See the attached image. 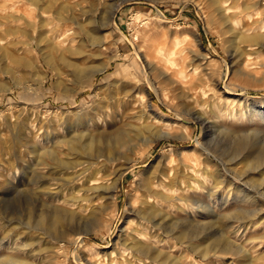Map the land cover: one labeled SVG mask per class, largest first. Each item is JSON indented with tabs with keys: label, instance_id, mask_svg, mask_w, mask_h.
Returning <instances> with one entry per match:
<instances>
[{
	"label": "rangeland",
	"instance_id": "374dc122",
	"mask_svg": "<svg viewBox=\"0 0 264 264\" xmlns=\"http://www.w3.org/2000/svg\"><path fill=\"white\" fill-rule=\"evenodd\" d=\"M12 1H0V16L10 20L15 15L20 25L9 23L1 29L4 37L17 44L20 63L0 66V157L21 146L22 131L56 140L79 122L96 121L92 132L107 139L100 147L117 159L108 172L109 184L115 182L119 168L138 160L141 139L150 138V134L137 136L139 126L148 125L154 135L163 130L168 136L123 173L116 183L115 203L103 198L97 216L58 226L54 233L63 235L61 241L25 235L24 243L35 244L33 264H117L121 254L128 256L124 241L135 217L138 184L161 151L170 147L188 151L191 168L182 172L180 180L191 183L194 191L189 194L220 215L209 223L194 216L198 221L194 223L189 220L193 217L172 212L166 229L174 235L160 245L164 252L160 264H173L178 258L181 264H264V182L257 172L246 178L250 180L243 187L229 171L228 162L236 158L244 171L251 161L244 162V152L252 149L255 157L264 154V48L249 42L233 45V39L213 20L210 0H14L15 5ZM248 3L243 25L250 24L249 32L255 34L264 25V0ZM58 17L68 20L63 24ZM255 20L263 23L254 26ZM93 28L100 39L96 43L103 44L99 58L95 55L100 50L89 37ZM65 33L81 36L68 42L74 52L82 46L90 54L86 61L72 58L77 69L98 71L81 88L71 76L58 83L56 73L62 64L54 43L69 36ZM54 34H64V39ZM117 137L119 144L114 142ZM126 142L135 146L132 151L119 148ZM240 142L246 148L238 152ZM238 186L256 198L254 206L242 205L254 220L251 216L247 220L234 202L221 206L222 197L235 198ZM23 195L6 196L0 203V217L18 218L26 204ZM11 228L18 229L17 223ZM182 231L197 233L194 248L176 239ZM219 237L230 240V252H212L204 259L200 249H211ZM21 258L27 261L28 256L21 254Z\"/></svg>",
	"mask_w": 264,
	"mask_h": 264
},
{
	"label": "bare ground",
	"instance_id": "6f19581e",
	"mask_svg": "<svg viewBox=\"0 0 264 264\" xmlns=\"http://www.w3.org/2000/svg\"><path fill=\"white\" fill-rule=\"evenodd\" d=\"M248 1L249 0H210L209 6L211 8V16L217 23L218 27L222 30L223 34L228 35L230 36V39H233H231L233 45L236 42H249L254 46L264 48L263 22H257L256 20V22L253 21L254 26L262 24V26L258 25L259 31L255 32V34L249 32L250 29L248 28H250V24L247 28L244 26L247 23L244 22L251 5L248 6L250 3H248ZM16 2L17 1L14 3ZM29 2L31 3V1ZM258 4H253V7L258 8ZM13 5L10 7L14 12L17 8ZM39 14L41 15L42 13ZM14 16L12 15L10 20L4 18L2 15L0 16V66L8 62L20 63L16 50L17 44L10 39H7L8 37H4L1 29L6 24L10 23L13 25L19 20V18ZM249 18L251 17L249 16ZM252 18L250 19L251 21ZM4 19L5 21H3ZM58 20L62 21L64 24L68 19H60L58 17ZM17 24L18 23H16V25ZM61 29L62 28L59 27L57 32L61 33ZM63 35L64 34H59L57 36L54 34V36H57L58 38L61 37V39H64L62 37ZM65 35L69 34L65 33ZM90 35V39L92 38V46L94 45L100 50V53L95 55V57L99 58L102 55L101 48L103 44L96 43L97 41H100V39L95 28L92 29ZM79 37H81L79 34H77L75 38L69 35L66 36L63 41L59 40L54 44L57 46L59 52L58 58H60V64H62L61 70H58L56 73L58 83L67 81V78L71 76V78L73 77L75 79L76 83L80 84L81 88L83 84H87L89 82L88 79L95 76L98 71H79L77 69L79 68L78 65L72 61V58L77 57L86 61L89 59L88 56H90L82 46H80L78 52H74L71 46L69 47L68 42L70 40L74 41ZM56 40L58 39L56 38ZM233 45L232 48L236 50L238 47H233ZM56 58L57 57H55V59ZM93 60H95V58H93ZM211 103L209 106H211ZM211 111V114L216 116V110L211 108ZM96 124V121L94 122L90 120L79 122L75 127L64 130L65 136L62 135L56 140L50 139V137L47 136L41 138L38 133H27L22 131L24 141L21 146L15 151L4 153L0 157V165L3 167L2 172H0V203L11 193L24 194L23 196L26 199L24 209L20 212L18 218L10 219L8 215L0 217V232L2 231L0 233V264H28L29 262V264H33V259L36 256L33 255L31 251L35 244L24 243L26 240L25 235H35L37 237L43 236L46 239H50L51 242L61 241L63 235L54 233L58 226H63L64 222L72 224L97 216L102 211V208L98 209V206L103 198L111 201L113 200V203H115L117 191L116 183L120 180L123 173L134 165L136 166L138 160L141 161L145 159L146 155L149 154L158 141L166 138L168 139L166 133L162 132L163 130L159 132V134L154 135L151 133V129L148 125L139 126L137 129V136L142 137L145 134H150V138L141 139L143 145L140 146L141 148L138 150V160L133 159L128 162L125 168H119L115 174V182L108 184V182H110L108 179L109 169L110 167H114L117 159L114 156H109L110 154L106 153V149L100 147L99 143H105L107 142V139H104V136H102L101 133L97 134V132H92V126H95ZM263 134L264 132L262 135ZM119 137L114 141L116 144H119L121 140ZM246 137L248 136L246 135ZM251 137L252 136H250V138ZM243 140L246 141V139ZM241 142L237 145L238 152L246 148L241 145ZM121 143L119 148L123 150L129 149L132 151L135 147H130L131 142ZM253 146L255 147V144H252V147ZM20 148H23V150H20ZM252 151L253 150L251 149V152H244V162L246 160H251L250 164L247 165V168L244 171L239 170V168L242 167H240L241 163H238L236 158H230L228 160L230 164L229 171H231V173L243 183V187L246 185L247 181L250 180L246 178L257 172L260 173L259 179L264 182V154L259 153L258 157H255V151L253 154ZM187 152V149H173L171 147L163 149L157 160L152 162L149 169L144 173L145 178L141 179L142 181L138 184L139 186L137 188L134 210L135 217L129 224L131 227L127 232L124 241L125 250L129 253L128 256L121 254L120 258L115 261L117 264H160L163 261L161 258L164 257V252L160 250V245H162V243L164 244V238L174 235L166 229V225H168L170 219H172V212H178L185 216L193 217L191 219L189 218V220L196 221L194 223H198V221L194 219V216H199L204 219L203 222L200 221L199 223H209L211 220L215 221L217 215H220L214 213L211 205L199 200V202L195 201V196L192 198L189 194V192L194 191V188L190 185L191 183L186 184V182L180 180L182 172L191 168L188 164L189 156ZM191 155L193 154L191 153ZM17 166H19L21 171L16 169ZM234 166L235 168H233ZM230 184L232 186V182H230ZM230 188L229 191L232 189ZM235 190H237L235 198H227L225 196L220 199L221 206L224 207L230 202H234L237 204V208L238 205L241 207L238 208V210L243 216L252 217L253 213L243 208L242 205L254 206L256 204L255 196L252 195L248 189L246 190V187L241 189V187L238 186L235 187ZM255 214L256 213H254V215ZM176 219L178 220L179 218L176 217ZM247 220H250V217ZM251 220H254V218ZM16 223L18 229L11 228L12 225ZM242 226L243 225H241V227ZM230 227L232 226L230 225ZM232 234H234V232L231 234L229 233V235ZM195 235L188 233L187 231H182L177 234L176 239L184 244H191L190 246H192V243L197 241ZM155 240H158V242H154ZM229 241L230 240L227 237L217 238L211 246V249H200L201 256L204 259H207L212 256H209L212 252L228 254L231 250L230 246L232 247V244ZM209 245H211V243ZM21 254L28 256V259L26 258L27 261L19 260L22 259ZM165 258H167V256ZM178 259L180 260L181 258ZM178 259H175V264H181ZM5 260L8 261L5 262Z\"/></svg>",
	"mask_w": 264,
	"mask_h": 264
}]
</instances>
